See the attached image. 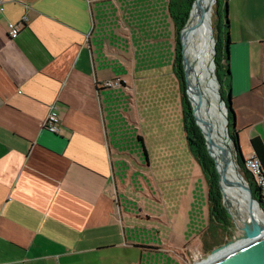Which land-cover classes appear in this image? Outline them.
<instances>
[{
	"label": "crops",
	"instance_id": "obj_1",
	"mask_svg": "<svg viewBox=\"0 0 264 264\" xmlns=\"http://www.w3.org/2000/svg\"><path fill=\"white\" fill-rule=\"evenodd\" d=\"M227 17L228 96L252 157L251 140L264 144V0H227ZM175 59L169 0H0V264H190L228 241L188 142H150L185 131ZM52 106L58 134L44 129Z\"/></svg>",
	"mask_w": 264,
	"mask_h": 264
},
{
	"label": "trees",
	"instance_id": "obj_2",
	"mask_svg": "<svg viewBox=\"0 0 264 264\" xmlns=\"http://www.w3.org/2000/svg\"><path fill=\"white\" fill-rule=\"evenodd\" d=\"M227 0H217L215 15L217 16V22H215L217 34L216 38V49L217 55L215 60V77L220 83V93L225 97V87H230V60H229V48L231 42L229 37V21L225 20V24H222L221 11L224 10ZM195 0H169V13L173 21L176 31V59H175V73L180 81L181 85V100L184 116V126L186 139L191 149L193 156L202 168V171L207 179L208 183V207L210 213V224L215 226L218 232L222 235H230L231 230L235 228V224L232 220L231 215L227 211V208L223 204L222 193L219 185V175L217 173L215 162L210 157L207 149L206 139L204 138L200 128L195 122L191 103L188 99L187 87L185 82V74L183 67V56H182V44H181V33L186 26ZM225 17V16H224ZM225 27L224 40L221 38L223 33V26ZM227 82V83H226ZM234 110H231L230 120L232 121V115L234 116ZM231 127V124H230ZM231 139L233 140L235 147L238 152L241 151L238 133L236 131H230ZM138 142L143 145V139L138 138ZM251 146L254 151V156L260 161L261 168L264 176V144L259 138L251 140ZM144 148V147H143ZM143 152L147 156V151L144 148ZM241 172L248 180L249 185L253 191L255 199L259 200V193L253 186L250 177L244 172V166L240 164ZM229 204V203H228ZM230 208V207H229Z\"/></svg>",
	"mask_w": 264,
	"mask_h": 264
},
{
	"label": "water",
	"instance_id": "obj_3",
	"mask_svg": "<svg viewBox=\"0 0 264 264\" xmlns=\"http://www.w3.org/2000/svg\"><path fill=\"white\" fill-rule=\"evenodd\" d=\"M216 1L217 0H211L209 7L205 11V14L208 17L210 28H211L210 29V33H211L210 44H211V49H212V54H213L210 64L208 65L207 69L209 70L211 74V79L216 81L217 86H219V92H218L219 102H220V105L223 104L224 110H225V114H224L225 123L222 129L223 130L222 134H223V139H224V145L229 151L230 161H231V165L233 169V174L231 177L232 180L226 181V182L227 184L231 186L241 189L243 193L245 194L246 199H247V210H246L247 215L244 219H242L241 225L236 226V230L233 232V236L231 237V240L227 242L226 244L214 249L212 251L211 256L215 255L216 257L208 261L206 264H264V220L258 218L257 216V213L259 212L264 215V210L262 208L263 203L261 199L257 200L254 198L253 191L249 185V182L247 181V179L241 172L240 164L244 165L245 159L242 156V152L237 151L235 144L233 140L231 139V135H230L231 130L233 131L236 130L235 114L234 116L232 115V121L230 120V117H229L231 115V110L233 111L232 100L230 96H228L227 98H224L221 95L220 83L216 80L215 75L213 73L216 68L215 60H216V55H217V49H216V38H215V31L213 27L211 12H213V8H214ZM198 6H199V1L195 0L189 20L181 33L185 82H186V87H187L188 99L191 103L192 113H193L195 122L200 128L204 138L206 139L208 153L215 162V167L219 175V185H220V189L222 193L223 204H225L224 193H223L222 185H221V178L222 176L225 177L226 174L222 175L221 172L219 171L217 161L213 157L211 150H210L209 135L202 128L198 120V117L196 115L197 105H201L205 97V94L200 89L197 88L198 101L196 103L194 101V98L190 96L191 94L190 85L193 82L192 79L194 78V76H191L188 71V66H187L188 57H187V50H186L185 42L187 41V39L191 37V35H193L194 31L197 29L195 25L191 27V23L193 21V16L197 12ZM224 16H225V20H228L227 6H226V11H225ZM191 67L194 70V68H196L195 63H192ZM197 81H198V78H197ZM207 104L210 105L211 102L208 100ZM230 124H231V127H230ZM233 244H236V246L223 252L227 247Z\"/></svg>",
	"mask_w": 264,
	"mask_h": 264
},
{
	"label": "bare ground",
	"instance_id": "obj_4",
	"mask_svg": "<svg viewBox=\"0 0 264 264\" xmlns=\"http://www.w3.org/2000/svg\"><path fill=\"white\" fill-rule=\"evenodd\" d=\"M198 1L199 6L196 14L193 16V21L191 23V27L195 25L197 29L194 31L193 35H191V37L185 42L188 57V71L191 76H194V78L192 79L193 82L190 85V96L194 98V101L196 103L198 101L197 88L205 94L201 105H197L196 115L202 128L209 135L210 150L213 157L217 161L219 171L222 175L226 174L225 177L222 176L221 178L225 205H227L230 213L233 214L236 222L235 225H241L242 219H244L247 215V199L241 189L231 186L226 182L232 180L231 177L233 174V169L230 161L229 151L224 145L222 134V129L225 123V110L223 104L220 105L219 102V86H217L216 81L211 79V74L207 69L213 54L210 44L211 28L205 11L209 7L211 0ZM212 14L213 12H211V16ZM195 37L196 39L200 38L202 40L200 44H196V46H198L197 48H201L200 51L197 48L194 49L192 47V41H194ZM192 63H195L196 66L194 70L191 67ZM213 73L215 75V72ZM196 77L198 78V81ZM208 100L211 102L210 105L207 104ZM226 196H228L229 204L226 201ZM257 216L258 218L264 220V215L262 213H257ZM235 246L236 244H233L227 247L223 252ZM215 257V255L211 256L208 261L214 259ZM207 262H204L202 264H206Z\"/></svg>",
	"mask_w": 264,
	"mask_h": 264
},
{
	"label": "rangeland",
	"instance_id": "obj_5",
	"mask_svg": "<svg viewBox=\"0 0 264 264\" xmlns=\"http://www.w3.org/2000/svg\"><path fill=\"white\" fill-rule=\"evenodd\" d=\"M216 5V3H215ZM214 5V8H213V14H212V22H213V27L215 25V22H217V16L215 15V8L216 6ZM226 6H227V2H226V5H225V9H226ZM221 15H222V24H225V17H224V10L221 11ZM223 26V25H222ZM223 33H222V36L221 38L224 40V33H225V27L223 26ZM214 31H215V34H217V29H216V26L214 27ZM211 36V34H210ZM211 38V37H210ZM202 42V40L200 38H197L195 37L194 41H192V47L195 49L197 48L198 46H196V44H200ZM199 51L201 48H197ZM215 72V71H214ZM206 81V80H205ZM227 83V82H226ZM225 91H226V95L225 97H228V90L227 88L225 87ZM158 99V98H157ZM160 106H161V103H160ZM209 131H210V128H209ZM149 134V133H148ZM137 140V138H136ZM173 142V143H176V144H179V143H183V142H186L187 143V139H186V136H185V131H184V128H183V131L181 133H179V131L177 129L172 130V129H169L168 131H164V133L162 134L161 132L159 133H156L155 136H151L150 137V142L151 143H163V142ZM137 142V141H136ZM242 153H243V156H244V159L245 160H248L250 159V147L246 144L244 145V147H242ZM144 159V158H143ZM154 160L157 161V163L159 162L158 161V155H154ZM145 161V160H144ZM243 174V173H242ZM162 178V177H160ZM175 179V178H174ZM186 180V178H185ZM183 179V177H179L177 176V179H176V183H182L185 181ZM146 181V180H145ZM147 182V181H146ZM175 182V181H173ZM148 183V182H147ZM188 183H189V180H188ZM173 184V183H172ZM144 185V184H143ZM174 185V184H173ZM191 185L192 184H187L185 186V190H190L191 188ZM168 186V185H167ZM165 187V191H177V190H180L181 188H179L180 186H177L176 184L173 186V188L171 189V187ZM145 187V186H144ZM146 189V187H145ZM205 189V187H203V190ZM138 192L140 193V202H141V206H144V209L148 210V212L150 213H154V212H159V209L160 207H162L164 205V203L160 200H157L155 198H152V196H150V193L148 191L144 192L143 190H140V187H138ZM226 201L229 203L228 201V196H226ZM162 205V206H160ZM225 205V204H224ZM225 207L227 208V205H225ZM231 210V209H230ZM228 212L229 209H227ZM232 217V220L234 222V224L236 223L235 222V218L233 217V214L232 213H229ZM233 230H231V236L230 235H225L224 237H227L229 238V240L227 242H229L231 240V237L233 236ZM225 241V240H224ZM225 242V244L227 243ZM210 256H211V253L210 254H203V255H199V260L197 261L198 264H202L204 262H207L209 259H210ZM190 264H196L195 263V259H194V256L192 258V260L189 262Z\"/></svg>",
	"mask_w": 264,
	"mask_h": 264
},
{
	"label": "built area",
	"instance_id": "obj_6",
	"mask_svg": "<svg viewBox=\"0 0 264 264\" xmlns=\"http://www.w3.org/2000/svg\"><path fill=\"white\" fill-rule=\"evenodd\" d=\"M26 23H27L26 18H24L21 21V23L10 22L7 28V34L9 38L12 40L16 39L22 30V24L24 25ZM122 86L123 83L120 81L107 82L104 84V87L106 88H120ZM61 124L62 123L56 112V109L54 106H52L47 116V119L44 122V129H46L52 134H58L60 132ZM243 166H244V172L248 174L253 186L256 188V190L259 193L260 199L263 203L262 208L264 210V176L261 168V163L255 156H252L250 159L245 160ZM236 226L237 225H235L234 231L236 230ZM226 240H229V238H226ZM194 259H195V263L198 264L197 261L199 260V256L194 255Z\"/></svg>",
	"mask_w": 264,
	"mask_h": 264
}]
</instances>
